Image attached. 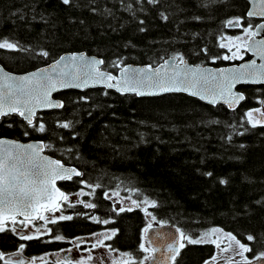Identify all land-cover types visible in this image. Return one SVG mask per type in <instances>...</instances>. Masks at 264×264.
Listing matches in <instances>:
<instances>
[{"label": "trees", "instance_id": "16d2710c", "mask_svg": "<svg viewBox=\"0 0 264 264\" xmlns=\"http://www.w3.org/2000/svg\"><path fill=\"white\" fill-rule=\"evenodd\" d=\"M247 6L246 0H0V41L17 45L0 49V62L10 72H25L63 52L85 51L102 57V67L112 72L167 56L228 64L224 39L257 21L246 17ZM237 20L240 28L228 25ZM239 89L246 99L235 110L182 93L139 97L68 89L55 95L62 108L36 115L34 124L44 123V133L12 114L0 123V136L51 145L48 154L82 173L58 182L66 192L88 185L105 209L103 193L132 192L137 203L155 201L149 211L156 221L193 239L221 229L248 245L252 251L244 256L252 259L264 252V122L254 127L247 113L260 114L264 84ZM120 218L119 244L128 249L142 217L133 211ZM79 228L90 226L74 221L66 232ZM4 238H12L1 239L8 250ZM183 244L173 264H198L216 249L213 243Z\"/></svg>", "mask_w": 264, "mask_h": 264}, {"label": "snow or ice", "instance_id": "6c2138e0", "mask_svg": "<svg viewBox=\"0 0 264 264\" xmlns=\"http://www.w3.org/2000/svg\"><path fill=\"white\" fill-rule=\"evenodd\" d=\"M155 2V0H151ZM262 5H264V0H261ZM64 4L71 3V0H63ZM249 16L260 15L264 16V6H262L259 12H249ZM166 19V17H165ZM239 21H228L229 26L238 25ZM245 32H248L249 37L255 35V33L249 32L248 29H245ZM236 39H240L237 37ZM264 44V40L259 42ZM226 45L221 44V47ZM17 45L15 43L9 42L7 39L0 41V49H15ZM261 54L264 55V50H261ZM42 56L47 57L48 52H42ZM236 58V54H233V57ZM72 61H76L77 57L73 56ZM83 60V57L79 58ZM180 63H184L183 57H177ZM223 59H230L228 56H224ZM64 57L60 58V61H63ZM60 61H57L56 64L52 65V71L48 69H41L38 73L34 72L30 75L21 76V77H11L5 75L0 77V118L7 117L13 113L18 114L22 117L28 126H32L34 131L44 133L46 131L44 123L34 124V118H36L37 109H47V108H62L64 105L61 102L54 101L51 96L54 91H57L58 88L63 87H82L87 86L88 79L93 80H103L106 82L108 88L115 87L118 91L135 92L137 95L145 94H156L153 92H144L140 90V86L144 84V81L139 79L135 75H129L123 80H117L116 77L110 74H104L99 71L96 67L98 64H102L103 61H92L91 63H86L84 65H77L75 72H64L61 71L58 74L56 69L60 64ZM167 63V62H165ZM68 67V65H65ZM163 67V66H162ZM247 67V66H246ZM255 68V62L253 61V69ZM260 68H264V65H261ZM84 69H89L90 71L83 72ZM2 71V69H0ZM95 72V75H92V72ZM125 72L128 70L125 69ZM82 72L84 77L82 79ZM179 73L174 74L173 77L165 78L160 76V69H156L151 76L147 77L148 86L158 88L163 92H172V91H190L191 95H199L201 99H205V93L211 95L212 99L210 103L216 102L217 93L214 89L207 87L208 78L203 77L202 81L197 80L195 74H193L191 80H187V74H185V79L178 80L177 77ZM221 76H223V71H221ZM245 77H252V82H256L258 78L254 71H246L245 73L237 76L232 75L230 77H224L228 80L227 92L231 95L232 86L239 80L244 79ZM213 80L216 78L213 77ZM76 83L75 81H80ZM107 81H117L116 83H107ZM203 82L204 87L202 90H195L198 84ZM216 87L220 88L219 95H224V89L221 85L217 84ZM244 97L232 96V99L227 101L230 106L234 102L243 100ZM257 112L260 110L257 109ZM261 115H264L262 113ZM247 116L249 121L253 120V113L248 112ZM264 121L256 120L253 122V126L256 124L262 123ZM70 123H63L60 125L62 128H69ZM27 135V132L25 133ZM51 145L45 144H22V143H13L9 141L0 140V233L6 230V222H11L13 225L17 223V217L22 216L24 219L19 221L24 227H27L29 223H32L34 220L44 221L45 225L48 223L56 224L57 218L50 217L45 215V213H56L61 211L62 202H68L69 197L60 188L56 187V182L58 180H69L73 175L81 176L82 173L78 172L74 168L65 167L59 160L49 159L47 156L41 155L42 151L45 148H50ZM211 175V173H207ZM226 181H221L225 183ZM99 185H97L98 187ZM84 193H78V195H83ZM83 203V201H80ZM132 203L137 207H140V204L136 200H133ZM145 204H150L155 207V201H148L146 198L143 201ZM68 207H75L74 204H67ZM85 208H96V204L93 203H84ZM132 208L129 207L127 211H131ZM120 212L125 211L124 208L119 209ZM146 215L151 216L152 221L156 220V217L147 211V208L144 209ZM73 217L70 215H64L61 212V215L58 217L59 220H71ZM93 220L97 218L92 217ZM105 224L108 223L107 220L103 221ZM152 228V224L149 223L144 229V233L147 235L149 230ZM12 232H16V227L10 229ZM180 232L179 229L176 230ZM220 231L219 229H211L210 232L204 233L199 239H193L183 232H180V240H186L189 244H199V243H216L215 240H208L211 234ZM39 232V229H37ZM113 231L111 235L104 234L103 239H98L96 244H93L92 247L96 248L97 246H105L104 240H110L115 236ZM230 241H235V244L238 246L237 255L243 257L244 264H252L250 260L244 253L251 252L252 249L241 243L236 239L235 236L228 233L226 234ZM20 239L22 240H31L33 239L30 235H21ZM56 240H63L64 237L56 236ZM254 236L248 235L247 240L253 241ZM151 242V240H149ZM185 245L183 243L179 244V247H173L172 244L167 245L168 249L171 251V259L175 261L176 256L179 255V250ZM217 248H220V244H216ZM21 248L24 247L23 244L20 245ZM78 247V246H77ZM111 250V246L108 245ZM140 249L145 253H154L157 251L155 248H148L144 243L140 244ZM231 245L228 248H221L222 252L229 251ZM127 257V260L117 262L113 261V264H134L133 259L130 254H123ZM4 258V254L0 253V259ZM92 257L88 256L87 260H91ZM154 255H147L144 257V260L156 261ZM216 258L213 257V260ZM257 260L264 259V252L260 253L256 257ZM87 260L78 259L76 264H87ZM5 264H10V261H5ZM19 264H23L22 261ZM68 264H71V261H68ZM143 264V261L140 262Z\"/></svg>", "mask_w": 264, "mask_h": 264}, {"label": "flooded vegetation", "instance_id": "af4514ba", "mask_svg": "<svg viewBox=\"0 0 264 264\" xmlns=\"http://www.w3.org/2000/svg\"><path fill=\"white\" fill-rule=\"evenodd\" d=\"M257 22H259V20L256 21L254 25ZM238 25L234 26L237 27ZM253 27L250 29V32L252 33ZM249 58L250 55L245 51L244 43L241 53H239L234 59L230 58V63L228 64L238 63ZM0 64L2 65L1 62ZM261 108L264 109L263 103H261ZM5 119H7V117L0 118V123H2ZM2 137L7 136H0V138ZM61 190L68 195L69 201L62 202L61 211L54 214L45 213L47 216L57 218L56 224L48 223L45 225L44 221L37 219L32 223H29L27 227H24L19 223V221L24 219L21 216L17 217V223L15 225H13L10 221L6 222V230L0 233V253L4 254V258L0 259V264H5V261H10V264H19L20 261H22L23 264H68V261H71V264H76L78 259L82 258L87 260L91 253L98 252H101L102 255L104 254L102 258L91 256L92 259L87 260V264H113V261L121 262L127 260V257L123 255L125 253L131 255L134 264H140L141 261L145 264L148 261L144 260V257L150 254L152 255V253H145L142 251L140 249V244L144 243L146 247L150 248L145 239L144 229L149 223L152 224L154 221L148 219L144 208H142V203H139L140 207L134 208V204L128 201L119 202L117 200V190H111L103 193V196L107 199L106 204L108 208L105 209L104 203L93 200L92 187L88 185L84 184L79 189H73L70 192H66L65 189ZM81 192L84 194L78 195V193ZM80 198L83 203H80ZM69 203L74 204L75 207H68L67 204ZM84 203L96 204V208H85ZM129 207L132 208L131 211H127ZM150 207L151 206H149V208ZM120 208H124L125 211L120 212ZM133 211L139 213L142 217V222L137 226V238L135 243L131 244L128 249H123L119 244L120 217L124 213H131ZM61 212L64 215H70L73 218L71 220L64 221L59 220L58 217L61 215ZM93 216L97 219L93 220ZM105 220L108 221L107 224L103 222ZM74 221H83L87 223L90 228L88 230H81V228H79L74 232H66L67 224ZM12 227L20 228L18 231L19 234L12 232L10 230ZM37 229H39V232H37ZM113 231L116 233L115 236H113L110 240H104L105 246H97L96 248L92 247L93 244L97 243V241L94 240L95 238L103 234L111 235ZM21 235H30L33 239L22 240L20 239ZM58 235L64 237V239L56 240L55 237ZM3 236H8L10 239L12 238L8 241H5V238L2 240L3 244L10 247L8 250H4L1 247V239ZM21 244L24 245L23 248L20 247ZM108 245L111 246V250L107 247ZM216 252L217 251H214L212 255L209 256H203L204 258L198 262V264H211ZM248 260L252 261L254 258ZM243 263V257L232 255L231 258L227 259L222 257L218 264Z\"/></svg>", "mask_w": 264, "mask_h": 264}, {"label": "water", "instance_id": "95a60500", "mask_svg": "<svg viewBox=\"0 0 264 264\" xmlns=\"http://www.w3.org/2000/svg\"><path fill=\"white\" fill-rule=\"evenodd\" d=\"M248 3V8L245 12V15L248 17H253L257 19H261L255 26L253 33L255 35L248 37L246 44H245V49L247 53L251 56L249 59L243 60L238 63H232V64H227V65H211V64H205V65H194L190 62H188L186 59H184V63H180L179 59L174 56L166 57L162 61L156 63V64H135V63H127L123 65L122 67L118 68L114 73L106 71L102 69V64L96 65V67L99 69L101 73L104 74H110L114 77L117 78V80H123L129 75H135L139 79L144 81V84L140 86V90L144 91L146 93L148 92H153L156 94H145V95H137L135 92L128 91V92H121L118 91L115 87L113 88H108L106 86V82L103 80H93V79H88L87 86H82V87H63V88H58L57 91H54L52 93L51 98L54 101L61 102L63 104V100L60 98L55 97V94L68 90V89H76V90H84V89H89V88H95V87H103L106 89H112L116 91L119 94H135L136 96L139 97H151V96H159L163 95L166 93H182L186 94L188 96L197 98L207 104L211 105H217V104H222L225 105L228 109L234 110L236 109L240 103L245 99V95L242 91L237 89L238 85L241 84H264V68H260L261 65H264V55L261 54V50H264V44H260L259 42L264 40V16L260 15H252L249 16V12H259L262 8V2L261 0H246ZM76 56L77 60L72 61V57ZM64 57L63 61H60V58ZM83 57V60H80L79 58ZM57 61H60L59 66L56 69V73L58 74L61 71L64 72H75L76 71V66L77 65H84L86 63H91L92 61H103L101 57H98L96 55L88 54L85 51H73V52H63L61 53L56 59L52 60L51 62L39 66L37 68H34L32 70L22 72V73H14L6 70L1 64H0V77H3L5 75L11 76V77H21V76H26L30 75L31 73H38L41 69H48L49 71H52V65L56 64ZM253 61L255 62V68L253 69ZM167 62V63H165ZM65 65H68V67H65ZM163 66V67H162ZM247 66V67H246ZM127 69L128 71L125 72L124 70ZM160 69V76L165 77V78H170L173 77L174 74L179 73V76L177 77L178 80H183L185 79V74H187V80H191L193 74H195V77L197 80H201L203 77L208 78V84L207 87L210 89H214L217 93L216 96V102L215 103H210L209 101L212 99L211 95H207L205 93V99H201L199 95H191L190 91H172V92H163L160 91L158 88L155 87H150L148 86V80L147 77L151 76L152 73L156 70ZM90 71L89 69H84L83 72ZM221 71H223V76H221ZM246 71H254L256 73V76L258 77L256 79V82H252V77H245L242 80H239L236 82L232 88H231V95L228 94L227 92V86L229 81L224 79V77H230L232 75H241L245 73ZM82 72V79L86 78L84 77ZM92 75H95V72H92ZM215 77L216 79L213 80L212 78ZM76 83L82 82L80 81H75ZM117 81H107V83H116ZM219 84L223 87L224 95L220 96L219 91L220 88L216 87V85ZM204 87L203 82L201 84H198L196 89L197 91L202 90ZM242 95L244 97L243 100H239L238 102H234L232 106L229 105L227 101L232 99V96H240ZM53 109H59V108H47V109H37L36 115L40 111H47V110H53ZM20 117V116H19ZM22 118V117H21ZM23 119V118H22ZM35 119V118H34ZM24 120V119H23ZM25 121V120H24ZM0 140L4 141H9L13 143H22V144H44V142L40 139H30V140H17L14 138H7V137H2ZM41 155L47 156L49 159H54L58 160L57 158L49 155L48 153L45 152V149L42 151ZM60 161V160H59ZM61 162V161H60ZM65 167L68 168H74L78 172L79 170L72 165H67L61 162ZM74 176V175H73ZM60 181V180H58ZM57 181V182H58ZM56 182V187L59 188ZM22 217V216H21ZM177 228L169 223H152V228L149 230V233L146 235V240H147V245L150 248H155L157 249L156 252L152 253L157 259L156 261H147L145 264H173V260L170 258L172 253L168 249L167 245L172 244L173 247H179V244L181 243L180 240V232L176 231ZM151 240V242H149ZM180 251V250H179ZM252 264H264V259L260 260H252ZM244 264V263H243Z\"/></svg>", "mask_w": 264, "mask_h": 264}, {"label": "rangeland", "instance_id": "374dc122", "mask_svg": "<svg viewBox=\"0 0 264 264\" xmlns=\"http://www.w3.org/2000/svg\"><path fill=\"white\" fill-rule=\"evenodd\" d=\"M249 32H250V30H249ZM247 36H248V32H245V33L239 34V35H231V36H228V37H226L224 39L223 44L226 45L225 46V51H226L227 55L230 56V58L233 57L234 53L236 54V57H237V55L239 53H241L242 48H243L242 45H244L245 39H246ZM237 37H240V39H236ZM231 59H234V58H231ZM260 109H261V112L264 113V109L261 108V107L259 108V110ZM256 120L264 121V115H261V114H258V113H253V120L252 121H256ZM79 200L82 201L81 198ZM117 200L119 202L128 201V202L132 203L133 194H132V192H129V191H124V190H121V189H117ZM149 206H151V205L142 203V208H144V209L147 208L148 212H149ZM146 216L148 217V219H151V216H148V215H146ZM19 229L20 228L17 227L15 233L19 234L18 233ZM219 230L220 231H217L216 233H213L209 237H207L208 240H215L216 241V243H213L215 246H216L217 243L220 244V248H217V246H216V251H217L216 254H215V258L216 259L213 260V262L211 264H218L221 261L222 257L224 259H227V258H231L232 255L239 256V255L236 254V252L239 249H238V246L235 244V241H230L228 239L226 233L224 231H222L221 229H219ZM103 236H104V234L98 236L94 240L97 241L98 239H103ZM201 236H199L196 239H199ZM206 243H210V242H206ZM229 245H231V249L229 251H225V252L221 251V248H228ZM103 255H102L101 252L91 253L90 254V256L97 257V258H102Z\"/></svg>", "mask_w": 264, "mask_h": 264}]
</instances>
